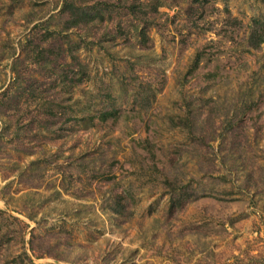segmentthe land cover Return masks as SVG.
<instances>
[{"label": "rangeland", "instance_id": "obj_1", "mask_svg": "<svg viewBox=\"0 0 264 264\" xmlns=\"http://www.w3.org/2000/svg\"><path fill=\"white\" fill-rule=\"evenodd\" d=\"M103 1L64 30L63 0H0V93L20 73L119 114L36 127L41 93L0 111V264H264V0H74ZM64 35L87 70L67 92L24 50Z\"/></svg>", "mask_w": 264, "mask_h": 264}, {"label": "trees", "instance_id": "obj_2", "mask_svg": "<svg viewBox=\"0 0 264 264\" xmlns=\"http://www.w3.org/2000/svg\"><path fill=\"white\" fill-rule=\"evenodd\" d=\"M190 2L191 4L198 6L206 3L207 0H190ZM103 3L106 4L105 7H107V1L101 3L97 2L96 4H94V2L91 4H82L80 2H74V0H63L59 14L64 19V30H68L72 27L88 25L98 19V17L102 20L103 11L99 5H102ZM130 8V12L135 13L136 8H134V4H130ZM145 29L146 26L141 31L142 36L145 34ZM263 39L264 26H262L258 20H254L247 34V43L252 48H258ZM66 41L68 45L63 46ZM24 50L26 51V54L32 58V63L38 66L42 65L44 61H46V63L50 61L55 63L52 68L53 78L51 79L50 84L58 86L60 90H65L67 92L68 88L80 84L87 76L85 64L73 54L71 46L69 45V39L66 35H64V39L48 36H43V38L37 40L28 38L24 44ZM204 57V50L197 51L190 65L189 72L197 70ZM66 58H69L68 61H66ZM36 82L37 80L35 78L27 80L24 75L18 73L17 80L12 89L0 93V111L4 112L8 108L11 109L13 103L17 105L20 98L24 97V95H29L35 99L37 97L36 93H41V98H39L41 100L38 102L35 109L30 112L29 117V123H34L36 127L48 129L52 126H56L61 128L71 121L80 120L92 122L94 119H97L100 122H114L119 117L118 111L115 109L101 110L94 115L76 116L72 113L71 106L67 102L69 95L64 96L60 101H57L58 97L54 96L55 93L49 94V91L46 90L52 89L50 86L48 88H43V90H37L39 84ZM34 91L36 92L34 93ZM42 92L44 94H42ZM173 203H175L174 200L172 201V204ZM115 204H118L117 200H115ZM113 212L118 213L119 210L113 208ZM25 226L26 224H22L21 227ZM30 248L32 249L31 245Z\"/></svg>", "mask_w": 264, "mask_h": 264}]
</instances>
